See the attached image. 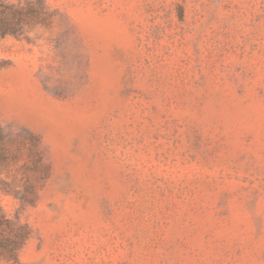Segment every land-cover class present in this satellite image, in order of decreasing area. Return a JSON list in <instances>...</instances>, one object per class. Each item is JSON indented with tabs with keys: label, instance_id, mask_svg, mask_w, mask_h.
I'll list each match as a JSON object with an SVG mask.
<instances>
[{
	"label": "rangeland",
	"instance_id": "obj_1",
	"mask_svg": "<svg viewBox=\"0 0 264 264\" xmlns=\"http://www.w3.org/2000/svg\"><path fill=\"white\" fill-rule=\"evenodd\" d=\"M0 2L39 11L0 33V181L30 134L49 168L0 190V264H264V0Z\"/></svg>",
	"mask_w": 264,
	"mask_h": 264
},
{
	"label": "trees",
	"instance_id": "obj_2",
	"mask_svg": "<svg viewBox=\"0 0 264 264\" xmlns=\"http://www.w3.org/2000/svg\"><path fill=\"white\" fill-rule=\"evenodd\" d=\"M42 9H44V6L40 5V10ZM37 10H31L29 13L21 7L17 8L10 3L0 2V33H15L20 25L22 26L34 18L38 20V16L33 15L35 12L39 14ZM43 21L45 22V20H41V22ZM23 146V142L15 145L11 136L4 132L0 125L1 166L7 168L16 163L22 155ZM19 170L22 171L23 185L14 187L10 183L1 180L0 190L3 193L16 195L23 203H32L36 196L37 183L45 180L49 175L48 165L45 163L42 151L39 148L38 136L30 134L27 137L26 160ZM29 233L30 230L26 224L9 217L0 206V262H17L19 250L28 239Z\"/></svg>",
	"mask_w": 264,
	"mask_h": 264
}]
</instances>
